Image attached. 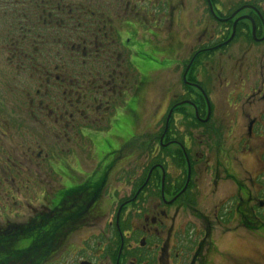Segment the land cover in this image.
Wrapping results in <instances>:
<instances>
[{
  "label": "flooded vegetation",
  "instance_id": "1",
  "mask_svg": "<svg viewBox=\"0 0 264 264\" xmlns=\"http://www.w3.org/2000/svg\"><path fill=\"white\" fill-rule=\"evenodd\" d=\"M32 1L3 50L0 264H264L228 247L264 246V0Z\"/></svg>",
  "mask_w": 264,
  "mask_h": 264
},
{
  "label": "rangeland",
  "instance_id": "2",
  "mask_svg": "<svg viewBox=\"0 0 264 264\" xmlns=\"http://www.w3.org/2000/svg\"><path fill=\"white\" fill-rule=\"evenodd\" d=\"M71 2L77 3L78 1L83 2L84 5H89L90 0H70ZM101 2L100 0H98ZM108 3V0H106ZM103 5H106L105 2H101ZM99 6V5H98ZM10 14V7H1L0 6V76L3 79H7V77L10 76L9 66L7 63L8 56L3 51L5 48L11 47V45L15 42L14 39H12L9 35H16L19 31H21V25L25 26L26 22H22L18 19L12 20L9 18ZM90 26V25H89ZM136 46L139 49H136V52H140L143 54H146L148 57H144L141 55L142 60L145 62H149L152 60L151 54L156 52V47L150 40L142 41V43L136 42ZM206 77V75H205ZM255 245H258L255 246ZM228 247H230L233 250L234 254L237 255H252L254 256V249L264 253V246H261L260 244H254L251 243L245 239L241 241H236L232 244H228Z\"/></svg>",
  "mask_w": 264,
  "mask_h": 264
},
{
  "label": "trees",
  "instance_id": "3",
  "mask_svg": "<svg viewBox=\"0 0 264 264\" xmlns=\"http://www.w3.org/2000/svg\"><path fill=\"white\" fill-rule=\"evenodd\" d=\"M32 3L36 2L32 0H0L1 7H10L9 18L16 21L19 19L22 22L27 21V11Z\"/></svg>",
  "mask_w": 264,
  "mask_h": 264
}]
</instances>
